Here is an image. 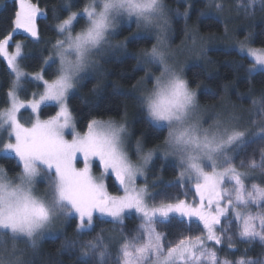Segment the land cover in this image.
Segmentation results:
<instances>
[{"label":"snow or ice","instance_id":"6c2138e0","mask_svg":"<svg viewBox=\"0 0 264 264\" xmlns=\"http://www.w3.org/2000/svg\"><path fill=\"white\" fill-rule=\"evenodd\" d=\"M16 2L13 32L21 31L38 41L37 17L42 15L38 5L31 0ZM257 4L264 11V0H236V10L248 18L254 15ZM209 5L224 11L218 0H209ZM190 7L177 14L187 20ZM55 18L58 38L50 42L43 63L56 70L48 79L46 69L31 77L43 89L38 98L32 93L31 98L21 99L23 85L28 83L19 63L22 46L16 44L10 53L13 35L0 38V59L14 77L0 111V132L8 136L0 151L13 154L20 165L12 178L0 168V247L7 250L11 245L8 256L0 254V264H30L24 258L25 250L34 251L58 224L74 217L76 234L82 237L94 229L97 216L119 229L120 238L115 259L101 234L82 241L81 256L91 258L93 264H264V259L241 257L232 261L219 255L225 240L230 250L237 238L264 247V184L249 179L256 169L264 173V96L251 101L255 112L249 127L239 125L237 120L243 118L234 115H217L211 122L205 121L196 92L171 60L169 11L164 0H88L82 11ZM80 18H84V26L77 31ZM122 21L134 22L137 31L113 44ZM141 29L154 34L156 42L150 50L135 54L137 64L145 69L144 77L134 86L140 93L136 102L155 129L166 135L162 146L146 153L137 140L134 161L127 148L126 122L90 118L81 130L69 98L85 74L96 70L97 58L106 49H127L128 41L138 38ZM246 51L254 58L252 68L259 65L264 69V50L239 42V52ZM201 54L206 55V50ZM42 106H54L55 114L42 119ZM23 111L30 113L28 123L21 119ZM250 126H258L251 136L261 137L259 162L237 161L238 150L250 142ZM158 151L163 160L175 161L176 185L185 190L183 199L165 196L157 202L146 181L144 187L137 186V178L145 177L147 165ZM109 178L116 185V194L108 190ZM41 181L43 192L37 190ZM129 214L138 217L132 234L124 230ZM173 216L187 221L189 230L174 237L158 230ZM77 243L65 239L62 246L71 249ZM19 244L25 249H18Z\"/></svg>","mask_w":264,"mask_h":264},{"label":"trees","instance_id":"16d2710c","mask_svg":"<svg viewBox=\"0 0 264 264\" xmlns=\"http://www.w3.org/2000/svg\"><path fill=\"white\" fill-rule=\"evenodd\" d=\"M41 9L45 10V15L38 18L37 27L40 33V39L34 41L26 37L21 31L13 32L14 15L18 10L16 0H0V38L13 33V37L18 41H26L24 44V54L19 61L23 71L28 74H36L46 69L44 75L48 79L55 72V66L46 67L43 61L48 55L51 47L50 42H55L58 38L55 31L59 16L66 18L70 11H82L88 0H31ZM233 1L236 5V0ZM167 8L170 9V29L167 38L173 40L176 47L179 46L195 27L199 34L215 35L222 33L225 25L213 15H203L202 12L208 8L209 0H164ZM70 4L71 7H64ZM190 5L189 15L185 20L183 13L186 7ZM55 9V13L54 10ZM234 12V11H232ZM235 13V12H234ZM243 11L238 13V25L242 27L240 36L251 35L252 42L259 47L264 48V11L257 4L254 15L246 18ZM236 14V13H235ZM84 26V18L79 19L77 31ZM134 24L124 23L122 25L118 40L129 36L130 32H135ZM116 39V37H114ZM152 35L141 36L131 39L127 44V49L120 48L110 52L107 56L100 59L97 71L86 77L79 85L77 90L69 98V106L77 120L78 127L82 130L90 118L121 119L128 117L130 120V129L132 137L140 140L146 149L154 148L164 142L166 133L155 129L147 119L136 100L139 97L137 90L144 69L137 64L136 53L141 50L151 49L156 41ZM253 62L245 56H242L234 49L218 48L212 49L206 53V58L201 63L192 64L187 70V79L192 89H196L201 100L207 104L214 105L219 102H226L230 112H239L240 117L237 122L239 125L249 127V121L254 118L255 110L252 107V100H259L264 96V72H250ZM13 74L5 62L0 59V111L3 110L6 93L13 80ZM38 83L28 81L26 88L41 90ZM96 91H93V88ZM54 106H44L41 117L48 118L55 114ZM239 117V118H240ZM258 126H250L249 143L242 147L236 153L237 161L240 159H255L259 162L261 137L253 138L251 133H255ZM0 165L6 167L9 173L15 174L20 170L19 162L12 157H1ZM152 176L164 181L156 186L155 196L157 202L163 197L172 200L176 198L183 199L184 189L178 187L176 183L170 184L177 176L175 162H165L158 159L154 162ZM251 181L264 184V173L259 169L253 171L249 177ZM108 188L111 193L116 194V185L109 178ZM138 217L128 216L125 220L124 230L132 234L137 227ZM76 220L71 219L67 224L64 234L55 238H45L39 241L37 248L33 251L30 248L25 250L24 258L30 261V264H93L91 258L81 256L80 243L82 241L94 239L101 234L103 240L109 245L115 259L116 241L120 238L119 229H114L107 220H97L94 229L86 235L78 237L76 234ZM235 221H233V226ZM226 227L227 225H222ZM158 230L166 231L169 236H176L181 230L188 231L187 221L178 217H172L170 221L158 226ZM191 231H195L192 228ZM77 240L76 247L64 248L63 241ZM234 249L227 248L225 240L224 247L219 253L221 258H227L235 261L241 257L254 260L264 259V247L259 242L248 244L240 241L238 238L233 241ZM11 245L9 244L8 247ZM7 247V249H8ZM18 249H25L24 244H19ZM0 247V254L4 252ZM246 254V256H245Z\"/></svg>","mask_w":264,"mask_h":264},{"label":"rangeland","instance_id":"374dc122","mask_svg":"<svg viewBox=\"0 0 264 264\" xmlns=\"http://www.w3.org/2000/svg\"><path fill=\"white\" fill-rule=\"evenodd\" d=\"M218 2H222L223 3V5H224V11L223 12H219V11L216 10V8L214 6L208 5V8L206 10H204L202 12V14L203 15H213L215 17H218L225 25V28H224L222 33H216L215 35L199 34V33H197L195 31L196 28L192 27L191 28V32H188V35L185 37L184 41L179 44L178 47H176V45L173 43V40L167 38V43L170 45V49H171V60H172V62H173V64H174L176 69L182 70L183 75H184V77L186 79H187V70L189 69V67L192 64L201 63V62H203L205 60L206 55H202L201 54L202 51H204V50H206V53H207L208 51H210L212 49L225 48V49H234L235 51L239 52V42H241V41L245 42L247 44V46L250 47V48L257 49V50H264L263 47L256 46L252 42V36L251 35L240 36V33L242 32V27H240L238 25V23H239L238 22L239 21L238 20V12L236 10L235 3L233 1L229 2L228 0H218ZM39 9H40V12L42 13V15H39L37 17V20H38V18H40V17L45 15V10L41 9L40 7H39ZM167 9L169 11V16H170V9L169 8H167ZM232 11H234L236 14L234 12H232ZM169 20H170V18H169ZM124 23L128 24L127 21H122L121 24L116 28V35H115L116 39L113 38V40H112L113 44H119V43H122L124 41V39L118 40L122 25ZM131 24L135 25L134 22L131 23ZM135 27H136V25H135ZM226 29H227V36H225V30ZM136 31H137V29L135 30V32ZM12 35H13V33H12ZM146 35H152V36L155 37L154 34H148L143 29L140 30L138 36L141 37V36H146ZM167 37H169L168 34H167ZM25 42L26 41H18V40H15L13 38V40L10 41V44L12 45V47L9 49V52L10 53L14 52L15 51V45L16 44H20L22 46L21 52H22V55H23L24 54V44H25ZM118 49H120V48L119 47H114V48L106 49L104 54L101 57L97 58L98 61L100 62V59H102L104 56H107L108 54H110V52L112 53V52H114V51H116ZM148 50H150V49H148ZM240 54L242 56L248 57L253 62V64L255 63L254 58L247 55V51L245 53H243V54L242 53H240ZM1 60L3 61V59H1ZM141 67L144 69L143 66H141ZM98 68H99V64H98L96 70H94V71L90 70L88 73H86L85 74V78L90 76V75H92V74H94L97 71ZM152 71L153 72H157V69L156 68H152ZM258 71L264 72V69H262L259 65H257L254 69L252 68V72L255 73V72H258ZM144 72H145V69H144ZM39 73H36V74H39ZM26 74H27V77H28V81H33V80H31V77L36 75V74H33V73L32 74L26 73ZM157 74H158V72H157ZM143 77H144V74H143L142 78ZM142 78H141V80H142ZM34 82L38 83L37 85L40 84L39 81H34ZM148 87H151V84H149ZM23 88H24V91L21 92V94H20L21 95V99H24L25 97L31 98V94L32 93H36V96L38 98L39 94L43 90L42 88H41V90L40 89L39 90H34L32 88H26L25 84L23 85ZM192 90L195 91L196 94H197V101H198V104L200 106V110H201V112L203 114V118L205 119V121L211 122L212 118L217 116V115H234L237 118L240 117L239 112H232V111L230 112L228 104H226V102H223V103L219 102V103H216L214 105L207 104L203 100H201V98L199 96V93H198V91L196 89H192ZM74 92L75 91H73V93ZM138 93H139V91H138ZM139 95H140V93H139ZM43 107L44 106H42V108ZM21 119H22L23 122L28 123L29 119H30V113L28 111H23ZM42 119H46V118H42ZM98 120H102V121L111 120V121L116 122V123L126 122V126H127V129H128L127 148L129 150L130 155L132 156L133 160L135 161L136 160L135 152H136V143H137V141H136V139H134L132 137L129 118L125 116V117H123L121 119L106 118V119H98ZM238 121H239V119L237 120V122ZM7 140H8L7 133L6 132H0V149H2L3 143L7 142ZM141 144H142L144 153H146L149 149H146L143 146L142 142H141ZM162 145H163V143L158 145V146H162ZM156 147H154V148H156ZM150 149H153V148H150ZM1 157H12V158H15V156L13 154L7 153V152H3V151H0V158ZM158 159L163 160L162 159V153H160L159 151L154 156L153 160L147 165V170H146V173H145V177H138L137 178V186L138 187H144L145 186V181H146L148 189H149V192L152 193L153 195H155V193H156V189H157L156 186L164 181V178L160 179V177H159V179H157L158 178L157 176L156 177L152 176V169L151 168L153 167L154 162L156 160H158ZM163 161H165V160H163ZM165 162H175V161L172 158H169ZM0 168L6 169V167L3 166V165H0ZM7 173H8V176L10 178L14 177L17 174V173L11 174V173L8 172V170H7ZM97 175H98V172H97ZM177 179H178V176L172 182H170V184L176 183ZM153 185H155V187H153ZM107 186H108V181H107ZM37 190L39 192H43L44 191V184H43L42 181L38 183ZM108 190H109V188H108ZM109 192H110V190H109ZM112 194H114V193H112ZM188 199L191 202V200H192V194L191 193L189 194ZM131 215H134V214H129L128 216H131ZM173 217H176V216H173ZM98 219L99 220H107L106 218H102V217L97 216V220ZM69 221H67L65 223H62V224H58L56 226L55 232L53 234H46L43 239H45V238H55V237H58V236H61L62 234H64L65 228H66L67 224L69 223ZM10 252H11V246L8 247L7 250H4L2 255L8 256Z\"/></svg>","mask_w":264,"mask_h":264}]
</instances>
